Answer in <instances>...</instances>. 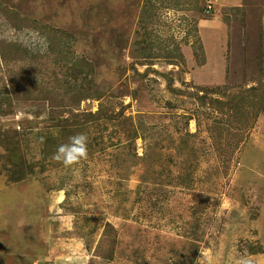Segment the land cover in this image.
Listing matches in <instances>:
<instances>
[{
    "label": "rangeland",
    "instance_id": "rangeland-1",
    "mask_svg": "<svg viewBox=\"0 0 264 264\" xmlns=\"http://www.w3.org/2000/svg\"><path fill=\"white\" fill-rule=\"evenodd\" d=\"M23 1L0 0V97L8 95L15 110L0 119L21 133L27 159L45 170L17 186L0 176V264H264V112L256 119L217 109L235 94L224 90L218 61L232 49L240 75L246 46L229 8L246 6L259 16L264 0H200L203 14L179 11L176 0H151L153 20L146 23L147 0ZM118 32L129 44L147 32L157 50L177 45L185 55L192 71L184 82L194 86L174 83L190 95L172 99L173 111L164 76L136 100L145 68L131 45L118 48ZM200 47L210 56L206 65L197 62ZM92 54L107 58L103 80L121 60L133 70L124 99L80 103L68 90L66 59ZM154 70L179 68L158 59ZM205 95L219 102L203 106L196 97ZM99 109L105 112L91 118ZM77 133L88 136L86 160L73 169L50 159ZM258 247L261 254L250 251Z\"/></svg>",
    "mask_w": 264,
    "mask_h": 264
},
{
    "label": "trees",
    "instance_id": "trees-1",
    "mask_svg": "<svg viewBox=\"0 0 264 264\" xmlns=\"http://www.w3.org/2000/svg\"><path fill=\"white\" fill-rule=\"evenodd\" d=\"M166 1L167 0H162ZM21 4L26 5L23 0H20ZM263 2V0H259L258 4ZM168 3V2H167ZM246 3V2H245ZM244 3V4H245ZM176 8L179 11H195L196 13L203 14L206 7L203 8V4H201L200 0H176L175 2ZM194 5V6H193ZM213 9H218L220 6L213 4ZM223 14L228 15V9L221 7ZM233 11V16L236 19L237 25L242 27L246 32L243 35V40L245 42V47L243 49V61L239 64H242L243 69L240 75L236 76L235 68L238 65L236 59L231 57L232 49L228 48L226 52H224V61L221 62V65L224 69V90L235 89V94L230 96L220 104L217 109L222 114L226 113V109L232 110L236 109L238 113H243V109H252L253 105H256L257 111L253 114L254 118L258 119L262 113L264 112V25H263V9L258 7L260 11V15L257 16L255 13L246 6L229 8ZM28 11V9L26 8ZM153 10L154 4L151 0H147L144 5L143 14L141 17L142 22L146 23L152 22L153 20ZM206 14V12H205ZM226 17H222L225 19ZM213 19V17H211ZM146 27V26H145ZM144 27V28H145ZM239 31V30H236ZM117 38V45L121 51H124L129 45L131 48V56L135 60V63L139 66L145 68V72L140 76L139 86H135L134 96L136 100L139 101L145 95H148L150 90H153L154 83L158 81L156 75L159 77H167L170 81L168 85V90L171 93V99L166 102V107L168 110L173 111L174 101L172 99L178 98V100L184 101V96H189L190 91H187L190 86L185 83L184 75L192 71L188 64V60L181 50L178 51L177 45L173 47L172 51H168V49H156L154 42L152 40V36L147 32L145 34L138 33V36L130 42V36L125 33L121 36L119 33ZM234 35V34H233ZM139 37L141 39H139ZM201 48V53L196 51L195 55L197 57V62L199 65H206L210 61V56L205 52V50ZM100 53V47H99ZM197 50V49H196ZM231 50V51H230ZM219 50L218 52H220ZM125 52V51H124ZM98 53V54H99ZM116 56V55H113ZM117 57V56H116ZM162 59L168 64H172L179 68L178 72H171L169 74L160 73L157 70H154L155 60ZM66 65L68 66V72L66 73V78L68 82V90L72 93H75L78 96L79 102H99L105 97L111 99L123 98L124 99V91L128 90V80L127 73L131 72V68L124 63L123 60L119 64H116L115 67H112V70L106 72L105 75L108 78H99L100 68L107 66V58H97L95 54L90 56H82L77 60L71 59L68 61L66 59ZM133 71V70H132ZM134 74V73H133ZM131 74V76H134ZM116 75V79H110L109 76ZM152 75L154 77H152ZM211 75V73H210ZM209 73L206 75V79L208 80L210 76ZM239 78L241 79L240 83L236 84L235 81L233 83L232 79ZM124 80V82H123ZM178 81L182 85L186 86L187 89H176L174 87V83ZM121 83V87L117 88V84ZM253 83L254 85L250 88L248 86ZM203 91H206V87L202 88ZM223 90V91H224ZM147 91V92H145ZM223 91H214L217 94H222ZM214 94V95H217ZM124 95V96H123ZM193 95V94H192ZM225 95V94H224ZM224 95H220V97H224ZM156 96V95H154ZM229 96V95H228ZM157 97V96H156ZM154 97H150V101L152 103H162L164 102V98L161 101H157L153 99ZM199 101L202 102L203 106L207 105V101L211 104V106L215 105L219 101L217 99L207 98V95L204 97H196ZM251 99L249 102L248 100ZM254 100L255 103H252ZM147 103V102H146ZM146 107V106H144ZM131 108L128 106L127 109ZM104 110H100L96 114H90L91 118H97ZM15 113L13 107L12 99L6 95L0 97V116L7 117L11 116ZM245 113V111H244ZM118 118V116H115ZM112 116V118H115ZM143 121H148L153 125V130H156V124L153 123V117L142 116ZM190 122V121H189ZM189 122L187 125H189ZM242 122V116H240L239 124ZM143 123L141 119L139 120V127L142 128ZM70 131V130H69ZM66 134H69L68 130L64 131ZM47 146L49 145V139L46 140ZM49 154L44 155L42 161H48ZM41 167L42 170H45L44 163H32L27 159V154H25L23 148V138L19 131H17L13 126L6 128V125L2 123L0 119V176H4L9 186H17L21 185L29 179H33V175L37 174L36 169ZM145 194V193H144ZM156 195H154L155 198ZM158 200V199H157ZM250 251L256 254H261L263 252L262 247L258 248H250ZM137 257V256H135Z\"/></svg>",
    "mask_w": 264,
    "mask_h": 264
},
{
    "label": "clouds",
    "instance_id": "clouds-1",
    "mask_svg": "<svg viewBox=\"0 0 264 264\" xmlns=\"http://www.w3.org/2000/svg\"><path fill=\"white\" fill-rule=\"evenodd\" d=\"M248 101L250 102L251 99ZM252 103H255L254 100ZM253 108L254 110L249 108L243 109V113L245 111V113H247L252 118L253 114L257 111L256 105H253ZM249 110H252L253 113L251 114ZM88 143V136L85 133H77L76 135L69 137L67 143L60 144L50 159L62 163L66 168L75 169V166L79 165L81 161L88 158ZM239 264H251V261L247 258H242L239 261Z\"/></svg>",
    "mask_w": 264,
    "mask_h": 264
}]
</instances>
